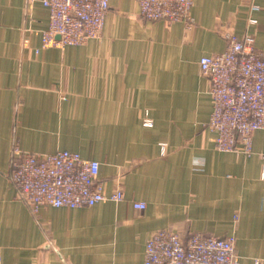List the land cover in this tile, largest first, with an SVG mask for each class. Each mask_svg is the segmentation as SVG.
I'll list each match as a JSON object with an SVG mask.
<instances>
[{
  "label": "crops",
  "instance_id": "crops-1",
  "mask_svg": "<svg viewBox=\"0 0 264 264\" xmlns=\"http://www.w3.org/2000/svg\"><path fill=\"white\" fill-rule=\"evenodd\" d=\"M190 13L187 28L109 0L98 39L42 47V1L0 0V264H143L164 228L232 235L240 264H264V131L250 156L216 150L198 65L227 32L264 51V0H193ZM15 146L95 159L124 197L33 213L10 179Z\"/></svg>",
  "mask_w": 264,
  "mask_h": 264
},
{
  "label": "built area",
  "instance_id": "built-area-1",
  "mask_svg": "<svg viewBox=\"0 0 264 264\" xmlns=\"http://www.w3.org/2000/svg\"><path fill=\"white\" fill-rule=\"evenodd\" d=\"M41 1L48 9V25L41 31L42 47L63 48L100 37L109 0ZM137 3L144 20L192 26L193 0ZM225 39L224 50L198 59L200 72L210 82L212 109L205 127L213 133L216 150L250 156L254 132L264 131V51L254 47L248 33L238 37L227 32ZM143 124L150 126L152 120L145 116ZM260 156L264 162V144ZM261 174L264 176V168ZM10 179L33 213L43 205L74 208L124 197L120 187L107 190L99 178L97 160L68 149L38 153L13 147ZM133 206L143 209L145 203L133 202ZM143 264H240V260L232 235L191 231L183 237L177 230L164 228L146 240Z\"/></svg>",
  "mask_w": 264,
  "mask_h": 264
}]
</instances>
